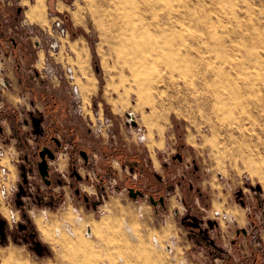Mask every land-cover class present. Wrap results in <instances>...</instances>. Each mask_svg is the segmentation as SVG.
Returning <instances> with one entry per match:
<instances>
[{
  "label": "rangeland",
  "instance_id": "obj_1",
  "mask_svg": "<svg viewBox=\"0 0 264 264\" xmlns=\"http://www.w3.org/2000/svg\"><path fill=\"white\" fill-rule=\"evenodd\" d=\"M112 1L45 0L44 19L28 23L25 0H3L18 22L10 35L24 44L27 84L51 100L44 105L23 87L7 86L1 68L11 64L0 59V264H263L264 136L249 140L220 126L241 122L252 134L264 127V111L254 106L264 100V0H153L179 14L174 31L186 38L173 44L182 52L173 76L187 88L182 95L205 91L194 101L172 90L151 100L147 86L139 94L136 85L130 89L128 69L115 68L109 51L103 9ZM197 37L205 43L190 45ZM187 47L203 62L187 63ZM243 83L260 89L231 95L226 106L216 102L215 95L227 97ZM68 128L79 129L78 146L91 154L96 146L86 136L102 153L140 156L157 185L129 168L127 184L109 175L103 181L95 162L86 167L61 134ZM50 129L72 151L64 175L52 171L59 190L53 199L35 158ZM73 165L81 180L70 176ZM127 186L143 196L131 197ZM65 192L81 213L62 204ZM151 195L163 197L164 206H153ZM63 240L79 247L57 243Z\"/></svg>",
  "mask_w": 264,
  "mask_h": 264
},
{
  "label": "bare ground",
  "instance_id": "obj_2",
  "mask_svg": "<svg viewBox=\"0 0 264 264\" xmlns=\"http://www.w3.org/2000/svg\"><path fill=\"white\" fill-rule=\"evenodd\" d=\"M135 3L134 0H116L110 3L109 8L103 9L113 66L119 70L128 69L130 89L135 90L133 86L136 85L138 87L136 92L139 94L141 86H147L151 90V100L155 98L158 100L163 99L171 90L181 94L184 91L183 89L186 90L187 88L179 86L173 76L182 61V52L175 49L173 44L174 42L184 43L186 38L184 34L174 31V28L176 29V26L180 23L179 14H176V11H161L153 0H139L137 4ZM162 12H164L163 15ZM161 16L166 19L165 22L163 20V22L161 21L162 23L160 22ZM27 17L29 20L40 19L42 17V9L36 6ZM191 41L190 45L205 43L204 40L198 37L193 38ZM191 56L192 49L187 47L185 50L187 63L198 64L203 62V58L200 56L195 55L193 58ZM205 75L201 74L200 76L207 79ZM92 78L96 80L95 77ZM209 80L212 79L210 78ZM200 88L203 89L202 87ZM227 88H225L226 91L229 89ZM130 89L128 88V97L132 95ZM211 89H213L211 83L204 88L207 91ZM259 89V86L243 83L237 87V90L234 89L231 94L228 95L227 93V97H223L222 94L215 95V100L221 103L222 106H226L228 100H231V95L233 97L246 96ZM188 91L183 95L181 94L187 101L204 98L205 91L201 92L196 87ZM262 99H264V94ZM137 101H141L140 97L137 98ZM254 106L258 107V110L264 111V100L259 101ZM129 114L131 117L134 116L132 113ZM262 121V125H264V118ZM234 125L225 126L222 124L220 131L230 135H248L245 137L249 140H259L261 136H264V133H262L264 132V127L252 134L248 132L249 129L241 122H236ZM209 128L213 130L211 127ZM248 150L251 152L253 149L250 148ZM127 228L126 226L125 229L127 230ZM90 233L92 235V231ZM57 243H61V245L68 243L74 245L75 249L79 247L78 244L67 240ZM56 259L58 261L59 258L57 257ZM4 264L27 263L15 262L9 259ZM71 264H75V261H72Z\"/></svg>",
  "mask_w": 264,
  "mask_h": 264
},
{
  "label": "crops",
  "instance_id": "obj_3",
  "mask_svg": "<svg viewBox=\"0 0 264 264\" xmlns=\"http://www.w3.org/2000/svg\"><path fill=\"white\" fill-rule=\"evenodd\" d=\"M25 2H27V8H25L24 10V14L23 16L25 17L24 21L28 22V23H39L44 19V10H45V0H34L32 3L28 2L27 0H25ZM53 5V3H52ZM58 2L54 3V7L57 8ZM10 4L7 3L5 4L3 2V0H0V22H1V28H0V59L4 60L7 59V61L11 64V66L9 64H6V67L1 68L2 72L4 74L3 78L4 81L7 83V86L9 87H13V83L17 86H19L20 88H24L27 92H31L33 97H36V100H40L42 102H44V105L49 104L48 101L51 100V98L49 96H46L43 93L39 92L35 87H31L30 85L27 84V66H25V58H26V54H25V48H24V44L22 42H19L16 44L15 46L10 45V47L8 48V42L9 38H13L12 35H10V31L14 32V29L16 28V20L14 15H12V10L11 7L9 8ZM40 7L42 9V17L40 19L37 20H29L28 19V14L32 12L33 8L35 7ZM54 8V9H56ZM17 11H20V8H18ZM15 19V21L13 20ZM13 20V21H12ZM18 24V22H17ZM1 50L3 51V53H5L7 57H4ZM7 71V72H6ZM8 73V74H7ZM40 94V96H39ZM28 95V94H26ZM17 96L20 98V96H22V93H17ZM28 97V96H27ZM31 104L35 103V99L32 98ZM46 108V107H45ZM57 133H59V131H56L55 129H53V131L50 129L48 130V139L47 141L49 142V140H51L50 138L52 136H56L57 137ZM70 133V134H69ZM53 134V135H52ZM61 134L66 135V137L69 138L68 141H70V144L73 145L75 144V146L77 147L76 149H82V147L79 148L78 143H79V129H70L68 128V131L62 130ZM69 135H71L72 137H70ZM86 141L90 144V145H94L95 147H91V149H93V154L89 153L88 150L86 149H82L84 150L87 155H88V160H84L85 162H88V165L90 164V159L92 162H95L93 164H91V166H94V170H95V175L97 174V176L99 178H101L103 181H105V177L104 176H111V178H115V183H117V181H121L122 177H124V182H126V184L128 183V168L131 172H140L141 174L145 175V182H147L148 185L151 186H155L157 185L156 183H154V180L152 178L157 177V175L155 173H152L151 170H149L146 166V164H144V161L142 160V158L138 155H133V156H128L127 152H123L120 150L115 149V153L111 154L110 152L107 154L106 152L102 153V149L105 148L101 147L99 145V143H96L92 138L86 136ZM67 139V138H66ZM97 144V145H95ZM68 150L66 148V145L62 144V147L59 148L56 151V158L53 161H49V166H50V171H51V176H52V171L55 172H59L61 174L65 173V169L67 166V162L69 159V154L72 152L70 151V146H68ZM97 151L100 152V154L98 155V157L96 158V160L94 161V159H92V157H95L97 154ZM102 153V154H101ZM27 159V158H25ZM132 163V164H131ZM88 165H85L86 167ZM152 171H156V168H154ZM64 175V174H63ZM62 175V176H63ZM154 176V177H153ZM82 177V176H81ZM82 179V178H81ZM60 181V180H59ZM60 183V182H58ZM54 183L52 182V185L50 187L51 189V197L53 199V196H55V193H58L57 188H55V185H53ZM56 187H58L56 185ZM129 187V186H127ZM131 187V186H130ZM59 188L63 189L64 191V186H59ZM49 189V188H48ZM76 194V192H75ZM62 195V194H61ZM61 195H58L59 197L62 198ZM75 197L74 195H72L69 192H65V194H63V201L62 204L65 205L66 208L68 207H72L74 208L77 212L81 213L83 210V206L78 205L76 203V200L73 198ZM264 262V259H262ZM257 263V261H256ZM261 263V261H260ZM258 263V264H260ZM264 264V263H263Z\"/></svg>",
  "mask_w": 264,
  "mask_h": 264
},
{
  "label": "water",
  "instance_id": "obj_4",
  "mask_svg": "<svg viewBox=\"0 0 264 264\" xmlns=\"http://www.w3.org/2000/svg\"><path fill=\"white\" fill-rule=\"evenodd\" d=\"M53 141L56 143V145L58 146L60 143L58 142L57 139H53ZM80 154L82 155V157L84 159H86V154L85 152L81 151ZM38 157L39 160L36 163L37 166V171L41 177V179L43 180V182L46 185H50L51 184V172H50V166H49V161H53L56 158V153L55 151H53L52 149H50L48 146H43L39 152H38ZM71 176H74L76 179H81V176L78 174V172L76 170H74L71 174ZM129 195L133 198H136L137 195L143 196V193L135 191L133 188H129ZM79 190H76V193H78ZM85 200L88 199L87 196L84 197ZM149 201L153 206H157L158 202L160 205L164 206V198L163 197H159L157 200L151 195L149 197ZM241 204H243L241 202ZM213 221H208L209 225H212ZM244 232V230H243ZM237 233H239V230L237 231Z\"/></svg>",
  "mask_w": 264,
  "mask_h": 264
},
{
  "label": "flooded vegetation",
  "instance_id": "obj_5",
  "mask_svg": "<svg viewBox=\"0 0 264 264\" xmlns=\"http://www.w3.org/2000/svg\"><path fill=\"white\" fill-rule=\"evenodd\" d=\"M0 28H1V22H0ZM9 41H10V43H11V45L12 46H15L16 47V44H17V42H16V40L14 41V38H9ZM1 84V83H0ZM5 84H7V83H5ZM4 131V129L2 128V126H0V132H3ZM53 137V138H52ZM50 139L51 140H49V142H47V143H45V144H42L40 147H38V150H37V154L35 153V158H36V162L39 160V157H38V152H39V150L43 147V146H48L50 149H52L53 151H55V153H56V151L59 149V148H61L62 147V142L56 137V136H52ZM53 139H57L58 140V142L60 143L58 146L56 145V143L53 141ZM81 151H83V152H85L84 150H82V149H78L77 150V152H78V154L80 155V156H82L81 154H80V152ZM85 154H86V159H84L83 157V160H88V155H87V153L85 152ZM84 163H85V165H88V162H85V161H83ZM74 170H76L77 172H78V170H77V167H76V165H73L72 166V172L74 171ZM51 172V171H50ZM72 172H71V174H72ZM71 174H70V176H71ZM78 174H79V172H78ZM80 175V174H79ZM50 177H51V184H52V182H53V180H52V176L50 175ZM71 177H73V176H71ZM82 178V177H81ZM78 180H81V179H78ZM60 182V181H59ZM50 184V185H51ZM127 189H129V188H131L130 186L129 187H126ZM77 190V189H76ZM76 190H75V192H76ZM134 190L135 191H139L140 190V188H137V187H135L134 188ZM77 195H82V199L86 202V201H88V199L87 200H85L84 199V197L85 196H87V195H85V194H82L81 193V191H79L78 193H76ZM159 197V196H158ZM157 197V198H158ZM218 213V212H217ZM218 215H219V213H218Z\"/></svg>",
  "mask_w": 264,
  "mask_h": 264
},
{
  "label": "built area",
  "instance_id": "obj_6",
  "mask_svg": "<svg viewBox=\"0 0 264 264\" xmlns=\"http://www.w3.org/2000/svg\"><path fill=\"white\" fill-rule=\"evenodd\" d=\"M58 26H59V23H58Z\"/></svg>",
  "mask_w": 264,
  "mask_h": 264
}]
</instances>
